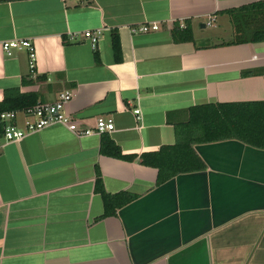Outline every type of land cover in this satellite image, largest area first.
I'll return each instance as SVG.
<instances>
[{
  "label": "crops",
  "instance_id": "crops-1",
  "mask_svg": "<svg viewBox=\"0 0 264 264\" xmlns=\"http://www.w3.org/2000/svg\"><path fill=\"white\" fill-rule=\"evenodd\" d=\"M257 1L0 0V104L14 90L36 103L69 90L78 127L114 123L82 136L52 124L0 148V264H264V147L193 143L203 168L160 184L141 163L178 141L188 108L264 101V41L250 40L252 18L240 31L233 21ZM180 24L190 40L173 38ZM95 29L92 48L81 33ZM13 39L34 43L32 71L26 49L2 50ZM103 135L124 158L100 152ZM96 169L106 193L132 196L113 215L102 216Z\"/></svg>",
  "mask_w": 264,
  "mask_h": 264
},
{
  "label": "trees",
  "instance_id": "trees-1",
  "mask_svg": "<svg viewBox=\"0 0 264 264\" xmlns=\"http://www.w3.org/2000/svg\"><path fill=\"white\" fill-rule=\"evenodd\" d=\"M263 10L264 0L240 8L238 12L242 13V16H247L233 19L236 31L242 29V19L247 22L248 18H252L255 23V31L251 32L250 40L264 41V28L259 25L261 12L255 13ZM178 26L175 25L172 29L173 38L177 41L190 40V30L187 27L180 28ZM238 38L237 42L246 41V37L241 35ZM113 50L116 55L119 53V44L115 36L113 37ZM11 93L16 94L13 96ZM36 98L34 94H17L15 90L10 91V94H6L0 104V111L22 109L35 104ZM187 112V120L176 123L174 126L178 137L176 143L163 145L157 151L141 155L142 164L157 169V183L159 184L177 174L203 168L202 161L192 148L193 143L236 138L256 147H264V101L208 103L192 106L188 108ZM100 152L107 156L124 158L120 148L106 135H103L101 139ZM126 158L132 157L127 156ZM95 190L102 197V216L113 215L118 207L132 199V196L127 193H106L97 169Z\"/></svg>",
  "mask_w": 264,
  "mask_h": 264
},
{
  "label": "built area",
  "instance_id": "built-area-1",
  "mask_svg": "<svg viewBox=\"0 0 264 264\" xmlns=\"http://www.w3.org/2000/svg\"><path fill=\"white\" fill-rule=\"evenodd\" d=\"M213 17H210L206 25H211ZM180 27H185L180 24ZM158 24L156 22L142 24L131 29V32H147L156 30ZM102 29L87 30L81 33L82 37L87 39L92 48L96 47V42L101 36ZM74 34H70L73 38ZM2 50L11 55L13 49L24 48L29 53V66L31 71L35 68V47L34 43L29 39H13L1 43ZM72 99V92L64 90L58 92L56 98L52 102H37L33 105L26 106L22 109L3 110L0 111V148L10 142L20 141L26 135L39 131L46 126L59 124L66 127L71 133L77 136L89 135L92 133L102 134L111 132L114 129V123L111 118L98 117L94 127H78V121L67 110ZM133 113L136 118H140L141 112L139 108H134ZM21 116V125L18 124V117Z\"/></svg>",
  "mask_w": 264,
  "mask_h": 264
},
{
  "label": "rangeland",
  "instance_id": "rangeland-1",
  "mask_svg": "<svg viewBox=\"0 0 264 264\" xmlns=\"http://www.w3.org/2000/svg\"><path fill=\"white\" fill-rule=\"evenodd\" d=\"M260 24H261V23H260ZM260 26L264 27V25H260ZM210 29H211V28H210ZM240 34H242V33H240ZM244 35H246V34H243V36H244ZM230 36L233 37L232 34H231ZM245 37H248V36H245ZM216 38H217V37H216Z\"/></svg>",
  "mask_w": 264,
  "mask_h": 264
}]
</instances>
